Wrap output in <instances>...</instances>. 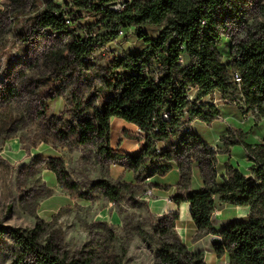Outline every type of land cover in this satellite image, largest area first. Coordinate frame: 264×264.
Returning <instances> with one entry per match:
<instances>
[{
  "label": "trees",
  "instance_id": "trees-1",
  "mask_svg": "<svg viewBox=\"0 0 264 264\" xmlns=\"http://www.w3.org/2000/svg\"><path fill=\"white\" fill-rule=\"evenodd\" d=\"M117 1L69 0L68 10L50 5L36 18V30L52 31L68 39L67 54L58 56L53 69L63 89L41 98L40 140L62 148L96 145L100 154L115 158L118 155L104 146L112 119L135 124L147 140L138 154L127 155L126 166L135 178L141 182L164 176L175 162L180 171L179 192L172 200L177 204L189 202L197 229L194 241L216 234L222 240L212 246L218 258L228 255L229 264H264V140L248 143L247 131L229 128L220 137L223 146L213 148L186 127L196 119L212 124L219 118L214 102L201 101L217 91L225 98L239 95L264 115V3L250 10L245 7L249 0H120L125 7L112 9ZM82 14L93 21L81 24ZM252 14H258L259 21L250 23ZM230 19L236 20L237 26L230 25ZM150 25L163 26L157 37L143 34V27ZM132 27L141 34L144 47L114 53L97 70L95 94L84 98L80 82L96 67L91 56ZM225 36L232 39L227 64L219 49ZM184 54L189 57L187 63L183 62ZM64 89L69 90L70 105L62 114L50 115L48 101L63 95ZM193 89L196 93L190 99ZM164 112H169V119L162 116ZM156 141H168L170 146L157 152ZM235 145L244 147L252 162L251 174L227 162L223 181H218V154H230ZM194 162L204 185L190 190ZM47 166L64 188L78 196L100 190L117 203L130 188L126 182L103 178L81 191L61 158L47 161ZM219 204L249 206V216L218 231L213 214ZM178 219V212H169L160 220L164 224L160 232L171 238L162 242L158 264H206L204 253L190 250L175 231ZM48 227L39 218L32 228L3 226L0 222V233L10 236L19 264H98L92 252L82 250L70 255L59 233ZM139 233L146 236L145 231ZM115 264L120 262L115 260Z\"/></svg>",
  "mask_w": 264,
  "mask_h": 264
},
{
  "label": "rangeland",
  "instance_id": "rangeland-1",
  "mask_svg": "<svg viewBox=\"0 0 264 264\" xmlns=\"http://www.w3.org/2000/svg\"><path fill=\"white\" fill-rule=\"evenodd\" d=\"M68 2L0 0V222L3 226L32 228L39 218L48 223L49 231L59 233L70 255L82 250L92 252L98 264H115V260L120 264H158L157 254L162 242L171 238L160 232L164 225L160 220L170 212H159L170 205L162 194L168 187L177 186L180 179L177 164L172 162L171 171L164 176L155 175L138 181L126 166L127 155L141 151L147 142L146 134L135 124L118 117L112 119L110 137L104 142L108 151L118 155L115 158L100 154L96 145L62 148L40 140L42 129L38 109L41 108V98L55 94L56 89H63L53 69L58 64V56L67 54L68 39L52 31L36 30L35 21L50 5L68 10ZM263 3L264 0H249L245 7L253 10ZM82 15L81 24L93 21L88 14ZM257 16L252 14L249 22L259 21ZM229 24L237 26V21L230 19ZM162 27L145 26L143 34L157 37ZM144 45L141 34L132 27L96 51L91 56L96 67L80 82L84 98L95 94L97 70L114 53L139 51ZM231 45L232 39L226 36L219 45L226 64L231 60ZM183 62H188L185 54ZM195 93L193 89L191 94L194 96ZM201 101L214 102L220 111L219 118L212 124L196 119L191 128L214 148L223 146L220 137L229 128L247 131L248 143L264 140V115L257 108L245 104L239 95L225 98L217 91ZM69 105V90L64 89L63 95L48 101L49 114H62ZM177 140V137L173 138L174 142ZM167 146H170L168 141L159 143L160 148ZM232 148L231 156L218 155V172L226 173L227 162L242 172L251 166L242 145ZM58 158L63 160L67 172L80 185L81 191H87L105 178L115 183L130 184L128 193L117 203L110 201L100 190L86 196L73 194L48 169L47 161ZM246 173L251 174V170ZM147 190H152L154 196L149 197ZM186 203L182 202L179 210L182 216L188 213L184 208ZM222 208L220 204L217 206L214 221ZM237 219L245 220V215H239V211L232 208L221 220L215 221L214 228L220 231ZM139 231H145L146 236L140 235ZM175 231L184 240L183 232L177 227ZM214 236L217 235L210 234L197 241L199 247L193 251L204 253L206 264H227L223 257L217 262L214 251H206L213 246ZM0 264H19L7 233H0Z\"/></svg>",
  "mask_w": 264,
  "mask_h": 264
},
{
  "label": "crops",
  "instance_id": "crops-1",
  "mask_svg": "<svg viewBox=\"0 0 264 264\" xmlns=\"http://www.w3.org/2000/svg\"><path fill=\"white\" fill-rule=\"evenodd\" d=\"M186 57L188 58V61H189V57L188 55H186ZM187 63V62H186ZM137 127V126H136ZM139 129V127H137ZM189 128L190 130L193 132L192 128H191V124L189 125ZM222 147V146H221ZM234 148H232V151H233ZM219 155V154H218ZM223 155V154H221ZM231 156V154L229 155ZM218 159V158H217ZM250 165H252V163L250 162ZM251 168V166L248 167V170L249 171ZM179 170V168H178ZM194 171V172H193ZM246 171V172H247ZM180 172V171H179ZM246 172H243L244 174H247ZM196 173V176L195 174ZM218 181L220 179V181H223V175H225L224 173H221V172H218ZM195 177H196V180H195ZM194 181V183H193ZM160 184H163V185H167V184H164V183H160ZM204 185V182H203V178H202V175H201V172H200V169H199V166H198V163H195L192 167V178H191V183L189 185V189L190 190H196V189H200L201 187H203ZM192 187L194 189H192ZM176 188H178L177 186H173V187H168V189L162 194L163 198L165 199V201L170 204L167 206V208H162L159 210V212H162V213H168V211H172L175 209V212H178L180 214V219H178L176 221V227L181 230L183 232V235H184V241L185 243L187 244V246L189 247L190 250H196L199 246L196 244L197 241H194V236L196 234V225L194 223V221L191 219V216H190V204L189 202H187L185 205H184V208L185 210L187 211L188 209V213H186L184 216H182L181 212L179 211L180 208H182V203L180 204H177L176 202H174L172 200V196L174 194H176ZM175 205V207H174ZM177 206V208H176ZM223 208L222 210L219 211V217H217V219H215V221H219L221 220V218H223L225 216V213L228 211V210H231L232 208H235L236 210L239 211V215L241 214H244L245 215V219L248 218L249 216V212H250V209H249V206H227L226 204H223L222 205ZM179 207V208H178ZM174 212V211H172ZM183 217V218H182ZM239 217V216H238ZM240 219V218H239ZM231 220V219H230ZM238 220V219H237ZM214 221V223H216ZM205 238V237H204ZM203 239V238H202ZM200 239V241L202 240ZM193 241V242H192ZM206 251H214L212 249V247ZM217 256V255H216ZM224 260L227 264H229V256L228 255H225L224 257ZM222 259V258H218L217 257V262Z\"/></svg>",
  "mask_w": 264,
  "mask_h": 264
},
{
  "label": "built area",
  "instance_id": "built-area-1",
  "mask_svg": "<svg viewBox=\"0 0 264 264\" xmlns=\"http://www.w3.org/2000/svg\"><path fill=\"white\" fill-rule=\"evenodd\" d=\"M125 1H133V0H125ZM125 3H122L120 0L119 1H117L116 3H114L111 7H112V9H115V10H122L124 7H125ZM68 22H69V20H68ZM124 33V31H121L120 32V34L122 35ZM117 55H120V53H117ZM193 97V95L190 93V95H189V98L191 99ZM162 116L164 117V118H166V119H169V117H170V114H169V112H164L163 114H162ZM139 130H141L140 128H139ZM142 131V130H141ZM159 141H156V149H157V152H160L161 151V148L159 147ZM213 147V146H212ZM214 148V147H213ZM146 194L149 196V197H153L154 196V193H153V191L152 190H147L146 191Z\"/></svg>",
  "mask_w": 264,
  "mask_h": 264
},
{
  "label": "water",
  "instance_id": "water-1",
  "mask_svg": "<svg viewBox=\"0 0 264 264\" xmlns=\"http://www.w3.org/2000/svg\"><path fill=\"white\" fill-rule=\"evenodd\" d=\"M249 178H251V176H249ZM222 242V240H221V237L220 236H214L213 238H212V243L213 244H217V243H221Z\"/></svg>",
  "mask_w": 264,
  "mask_h": 264
}]
</instances>
